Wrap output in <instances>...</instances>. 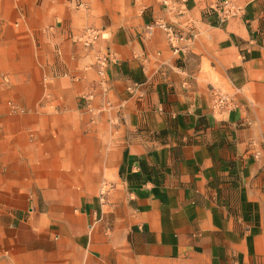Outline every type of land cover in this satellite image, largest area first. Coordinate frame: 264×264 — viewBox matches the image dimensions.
Instances as JSON below:
<instances>
[{"label":"crops","instance_id":"crops-1","mask_svg":"<svg viewBox=\"0 0 264 264\" xmlns=\"http://www.w3.org/2000/svg\"><path fill=\"white\" fill-rule=\"evenodd\" d=\"M217 1L0 0V264H264V0Z\"/></svg>","mask_w":264,"mask_h":264},{"label":"built area","instance_id":"built-area-1","mask_svg":"<svg viewBox=\"0 0 264 264\" xmlns=\"http://www.w3.org/2000/svg\"><path fill=\"white\" fill-rule=\"evenodd\" d=\"M161 3L165 12L171 17L184 15L188 11V0H161ZM243 12L244 8L232 0H218L206 11L205 16L214 23L222 25L231 18L242 16ZM156 26L165 31L174 55H179L187 50L190 43L198 36V33L191 24L179 26L176 22L168 19H158L155 22L149 23L146 27V33L151 36ZM100 36H103V32L100 30L89 28L85 32V39L89 43L96 41ZM211 94L213 105L216 109H230L234 107V100L218 88L212 87Z\"/></svg>","mask_w":264,"mask_h":264},{"label":"rangeland","instance_id":"rangeland-1","mask_svg":"<svg viewBox=\"0 0 264 264\" xmlns=\"http://www.w3.org/2000/svg\"><path fill=\"white\" fill-rule=\"evenodd\" d=\"M158 3L161 4L163 10H165L164 7H163V5H162V3H161V0H158ZM103 35H105V34L103 33Z\"/></svg>","mask_w":264,"mask_h":264}]
</instances>
